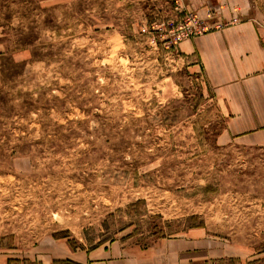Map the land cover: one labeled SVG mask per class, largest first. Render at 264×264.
Masks as SVG:
<instances>
[{
	"label": "rangeland",
	"instance_id": "1",
	"mask_svg": "<svg viewBox=\"0 0 264 264\" xmlns=\"http://www.w3.org/2000/svg\"><path fill=\"white\" fill-rule=\"evenodd\" d=\"M244 11L264 26V0ZM183 15L176 0H0V264H40L25 257L55 239L198 236L223 256L191 264H264V144L228 133L179 48L196 35H169Z\"/></svg>",
	"mask_w": 264,
	"mask_h": 264
},
{
	"label": "crops",
	"instance_id": "2",
	"mask_svg": "<svg viewBox=\"0 0 264 264\" xmlns=\"http://www.w3.org/2000/svg\"><path fill=\"white\" fill-rule=\"evenodd\" d=\"M176 1L184 13L196 12L203 17L207 11L222 12L206 20L208 31L179 48L184 55L196 54L192 66L202 68L214 87L217 102L229 115L228 133H245L246 142L264 144V26L242 16L249 0ZM212 243L198 236L159 239L141 248L112 242L87 250L55 239L25 258L40 264H54L57 259L78 264H191L222 257Z\"/></svg>",
	"mask_w": 264,
	"mask_h": 264
},
{
	"label": "built area",
	"instance_id": "3",
	"mask_svg": "<svg viewBox=\"0 0 264 264\" xmlns=\"http://www.w3.org/2000/svg\"><path fill=\"white\" fill-rule=\"evenodd\" d=\"M212 16L211 11L205 13V19L202 20L198 16L191 12L186 11L184 15L180 18L179 21H174L173 19H168L166 21L167 29L169 35L171 36L173 42L179 41L183 37H191L197 34H200L202 30L210 29V26L207 24V19H210ZM233 21L236 18H232Z\"/></svg>",
	"mask_w": 264,
	"mask_h": 264
},
{
	"label": "trees",
	"instance_id": "4",
	"mask_svg": "<svg viewBox=\"0 0 264 264\" xmlns=\"http://www.w3.org/2000/svg\"><path fill=\"white\" fill-rule=\"evenodd\" d=\"M178 119V117L177 116H173L172 117V120L173 121H175V120H177ZM11 260V259H10ZM9 260V261H10ZM54 262H56V263H63V264H75V263H73V262H71V261H69V260H55Z\"/></svg>",
	"mask_w": 264,
	"mask_h": 264
}]
</instances>
